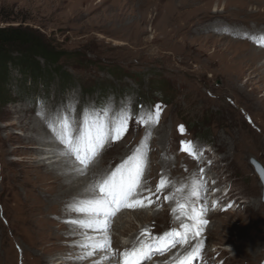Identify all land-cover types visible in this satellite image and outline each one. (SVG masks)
<instances>
[{
  "label": "rangeland",
  "instance_id": "374dc122",
  "mask_svg": "<svg viewBox=\"0 0 264 264\" xmlns=\"http://www.w3.org/2000/svg\"><path fill=\"white\" fill-rule=\"evenodd\" d=\"M73 1L69 6L35 7L30 0H0V27L27 28L62 56L59 69L52 67L41 78L9 68L7 101L0 102V264H52L40 259L44 246L35 243L24 223L25 198L40 211L48 196L36 168L38 160L46 164L39 168L43 173L60 159L88 168L103 157L106 167H131L134 159L142 160L139 151L144 146L147 162L141 163L136 176L138 191L122 204V211L114 210L113 216L88 211L87 220L67 219L65 224L105 227L104 238L115 237V245L109 246L115 254L139 231L136 239L141 235L139 239L149 240L174 229V241H153L156 246L150 252L145 248L148 258L139 264H161L155 260L172 259L178 251L185 260L195 249L190 240L195 235L185 234L187 217L172 203H185L192 181L199 178L210 185L187 200L185 211L202 210L200 219L207 223L196 224V238L203 246L191 263L264 264V186L252 163L254 158L264 167V81H259L261 74L229 67L250 47L262 49L247 37L264 34V2ZM240 28L247 32L236 36ZM86 130L103 135V140L81 164L61 137L75 139ZM41 134L51 135L50 143L69 153L47 160L39 154L47 146L35 141ZM97 168L101 171L103 166ZM117 170L113 176L119 181L126 173ZM153 190L158 197L147 198L143 205ZM201 201L207 202L206 209ZM82 206L94 207L81 203L80 211ZM136 209L159 221H139ZM123 212L130 223L108 230ZM178 214L180 221L173 218ZM121 230H128V235L121 236ZM102 239L91 253L104 252L98 246L105 244ZM163 244L170 245L150 255ZM130 257L123 253L109 262L129 264Z\"/></svg>",
  "mask_w": 264,
  "mask_h": 264
},
{
  "label": "bare ground",
  "instance_id": "6f19581e",
  "mask_svg": "<svg viewBox=\"0 0 264 264\" xmlns=\"http://www.w3.org/2000/svg\"><path fill=\"white\" fill-rule=\"evenodd\" d=\"M30 1H31V4L35 7H60V6H69V5L75 3L73 0H30ZM261 2H264V0H261ZM223 17H225V16H223ZM245 18H246V16H245ZM252 18H253V15H252ZM246 32L247 31L245 29L240 28V30H238V32H236L235 35L236 36H242V35H245ZM250 32H253V31H250ZM258 35H260V34H258L257 32H253L250 35V37L248 36L247 38L249 39V41L256 43L257 45L262 47V49L255 48V46L250 47L247 54H244V55L239 54L240 55L238 57L239 61H236V63H235V61H230L229 67L234 68L235 70L237 68L250 70L251 74L252 73L261 74L262 78L260 77L259 81H264V50H263L264 34L261 36H258ZM256 37H260V39L257 40ZM215 44H216V42H215ZM230 51H231V49H230ZM235 53L237 54V52H235ZM235 53H233V54H235ZM221 57H223V56H221ZM224 61H225V58H224ZM23 121L21 120L20 124L23 125L24 124ZM31 123L32 122L29 121L28 123H25V124L29 126ZM49 123L51 125L52 121H50ZM34 124H35V122H34ZM28 138H31V137H28ZM51 138H53L51 135H49V136L47 135V137L42 138V134H41V136H38V138L35 139L36 142H43V143H45V146H47V148L41 150L39 152V154H42V156L47 157V160H51L52 158H54V159L58 158V156H60L63 153H67V154L69 153V151H67L65 149V147H63V146L58 147V146L52 145L50 143ZM64 145L67 147V144L64 143ZM139 153L141 154L143 161L139 158L134 159L135 157L133 156L134 157L133 158L134 159L133 160V163H134L133 166L129 167L125 164H122L119 168H115V169L109 168V166L108 167L104 166L105 164L103 162V157H99L98 160L91 167H88V168H84L81 165H79L78 163L72 162V160L60 159L58 161L55 160V161L50 162L49 163L50 165L48 167L49 170L47 172L43 173L42 172L43 169L39 170V168H40V166H45L46 164L41 165L39 163H41V161L43 159H41L40 162L38 160V162H37L38 164H36V168L38 170V174H40V177H41V179H43L42 181L45 184V188L43 190L48 196L46 197L47 200H45L44 203L42 204V206H41L42 209H40V211L34 210V207L30 203L31 199L29 197L25 198V203H24L25 207H26L25 213L28 214V216H26L24 223L27 224L31 234L34 236L35 243L38 242L39 244L42 245V247L44 246L43 248L45 249V251L42 252V258H40V259H42V261L49 260V263H52V264H97V263H101L103 260H106L108 262V264H111L109 261L112 258H115V257H117L120 254H123L125 252H129L130 250H133L134 248L140 249L141 247H143L144 250H145V248L149 249V247L152 246L153 241H155V240L159 241L160 238H163V236H162V237H157V238H152V239L146 240V238L145 239H139V238H141V235H140L139 238H137L139 240H137L136 237L142 232V231H139L138 233H136L137 236L131 237V243H130V245L127 246L126 249H124L125 247L124 248L121 247L123 249L120 252H117L115 254L109 250V246L112 243L114 244L115 237L110 235V240H108L109 238H104L102 232H103L105 227L99 226L97 224H88V223H84V224L82 223L80 225H74V224L69 225V224H65V221H64L67 219L87 220V216H85L84 214L88 211H91L90 209L92 207L82 206L83 209H85L84 211H80L78 208L81 207V203H87V204L90 203V204L94 205V203H93L94 201H98L101 199L102 196L98 195L96 192H94L95 190H98V191H100V194L105 195V190L107 187V181H109V180L117 181L118 177L113 176L114 170L119 169V170H122L123 172H125L126 174H124V176H123V179L125 181H127L130 176L135 177V179H136L135 170H139V172H140L141 163H143L144 161L147 162L146 161L147 160V152L145 150V146L143 148H141ZM52 154H55L56 156L51 157ZM71 154L75 155L72 152H71ZM87 155H88V157H90L91 152H88ZM97 163L99 165L103 166V169L101 171L97 168L99 166ZM145 166H146V164L144 165V168H145ZM98 170L100 172H97ZM86 176H88V178H86ZM102 182H104V183H102ZM139 183H140V181H137V179H136V187L134 189V192L138 191V190H136V188L138 187ZM103 185H104V187H103ZM209 185L210 184H208V185L203 184V189H201V190H205V188H208ZM144 188L145 187H143V189ZM92 190H94V191H92ZM153 192H154V194H152V195L150 194L151 196L148 194H147L148 196L146 195V197H145L146 199H144L142 201L145 203V204L143 203V205H145V206L147 205V198L152 199L153 195H154L153 199H156L158 197V195L156 194L157 192H155V190H153ZM221 194H222V192H221ZM135 195H137V194H135ZM168 196H169V194H168ZM182 198H184V197L182 196ZM182 198H180V199H182ZM183 200H185V199H183ZM181 202L182 201L179 202L178 199H175L174 203H172V206L178 208V205ZM200 204L204 205L205 209L207 208L206 207L207 202L201 201ZM205 204H206V206H205ZM209 204L212 205V202H210ZM94 207H95V205H94ZM123 207H125V205L123 206L121 204L119 207H114L113 210L108 209L107 212L109 214L107 213V215L113 216L115 211H117V212L122 211ZM136 210L137 211L135 212V216H136V219H138L139 221H142V220L143 221H150V219H154L156 221H159V218H157V217L151 218L147 213H145V211H140L139 209H136ZM200 210H201V207H200ZM206 211L207 210H205V212ZM104 212L105 211L100 210V211H97L96 213L102 214ZM201 212H202V210H201ZM203 213H204V210H203ZM125 214H127V213L123 212L119 216V218L114 222V224L108 225L107 229L109 230L112 228L114 230V229L119 228V226L121 224L122 225L123 224H129L130 221L127 219ZM54 216H56V219H54ZM182 216L187 217L183 220H185L186 224L191 225V221H190L191 219H189L188 216H186L184 214H182ZM173 218H174V220L177 219L179 221L182 219V217L179 214L176 216L174 215ZM89 225H91V226H89ZM203 225H201V226H203ZM146 226L148 228V225H146ZM173 231H174V229L172 231H170V233H172ZM118 232L120 233L121 236L128 235L127 234L128 230H123V231L121 230ZM192 235L193 234L191 232V234L189 235L190 238L192 237ZM90 237H93V238H90ZM102 237H103L102 241L105 242V244H106L105 247H101V249L104 252L101 251V252L96 253V254L91 253L90 250L97 246L99 239ZM196 237H197V235H195L194 239L193 238L190 239V240L195 241L193 244L192 243L191 244L195 247V249H197V248L200 249L199 247L203 246L201 244L202 240L197 239ZM37 238H40V239H37ZM176 242H179V240L177 239ZM188 243L189 242H187L186 244L188 245ZM117 244H119V243H117ZM169 245L170 244H168V245L163 244L162 247H160V248L159 247L158 248L156 247V249L154 248L155 252L150 253V255L153 256L154 254H158V253L162 252V250H164V248L169 246ZM179 246H181V244H179ZM190 247H191V245L189 246V248ZM188 254L190 255L192 253H188ZM180 255L182 256L184 254H182L181 252L178 251V252H176L175 256L172 257V259L157 258L155 261L161 262V264H171V262H175L176 264H181V263L184 264L185 260ZM178 257L180 258L179 261L177 259ZM50 258H51V260H50ZM147 258L148 257H146L142 260H145ZM132 260H133V257H130V260H129L130 263L129 264H131ZM173 260H176V261H173ZM194 263H195V261H194ZM194 263H191V264H194Z\"/></svg>",
  "mask_w": 264,
  "mask_h": 264
},
{
  "label": "snow or ice",
  "instance_id": "6c2138e0",
  "mask_svg": "<svg viewBox=\"0 0 264 264\" xmlns=\"http://www.w3.org/2000/svg\"><path fill=\"white\" fill-rule=\"evenodd\" d=\"M122 127V126H121ZM121 129L117 128V134L119 133ZM62 141L67 144L68 149L74 153L77 157V159L80 161L81 164H84L88 161V152H92L94 154L95 148L97 145L103 140V135L97 133L96 135H92L85 131L84 134L81 136L75 138V139H67L65 137H61ZM82 146H83V158H81L82 155ZM185 150H188L187 148ZM119 172V169L117 170ZM115 175V174H113ZM139 175V171L137 170L136 176ZM104 183V182H102ZM164 181H161V184L163 185ZM136 187V179L135 177L130 176L127 181H125L123 178H121L119 181H113L109 180L107 181V187L105 190V195L103 198H101L98 201H94L95 207H92L90 210L93 212H97L100 210L105 211V214H107L108 209H110L113 205L118 204H127V201L130 198H134V189ZM201 189H203V181H201L199 178L192 181L191 184V190L189 193V197L186 198L185 203H180L178 205V211L183 213L184 215L188 216L189 219L193 220L195 223L192 225L185 224L183 227L185 229V234H187L189 231L192 232L193 235L198 234V229L196 227V224H206V220H201V211H197L196 209H192V212L189 214L185 211V205L188 199L194 196H198ZM131 206V205H128ZM85 209H81V211H84ZM91 226V225H89ZM178 234L173 231L172 233L166 234L165 237L160 238L161 240H164L165 242L169 240H173ZM183 239V237H181ZM100 247H105L106 244L99 245ZM156 245H153L151 247H155ZM151 247H149L148 251H151ZM198 248L194 249L193 253L190 254L188 257L185 258L184 264H191L192 260L196 257V253L198 252ZM125 257L127 258L129 255L133 257V260L131 264H139L141 259H144L147 257L148 252L144 250L143 247L140 249H133L131 253L125 252ZM126 264H128V261L126 260Z\"/></svg>",
  "mask_w": 264,
  "mask_h": 264
},
{
  "label": "trees",
  "instance_id": "16d2710c",
  "mask_svg": "<svg viewBox=\"0 0 264 264\" xmlns=\"http://www.w3.org/2000/svg\"><path fill=\"white\" fill-rule=\"evenodd\" d=\"M61 59L60 53L55 52L46 41L36 37L29 29L0 27V102L7 101L5 86L8 84L10 67H18L34 78H41L46 75V70H51L52 67L59 69ZM59 72L64 79L61 71L57 70L56 74Z\"/></svg>",
  "mask_w": 264,
  "mask_h": 264
},
{
  "label": "water",
  "instance_id": "95a60500",
  "mask_svg": "<svg viewBox=\"0 0 264 264\" xmlns=\"http://www.w3.org/2000/svg\"><path fill=\"white\" fill-rule=\"evenodd\" d=\"M252 163L255 167L256 173L258 174V176H259V178H260V180L264 186V167L261 165V163H259L255 159L252 160Z\"/></svg>",
  "mask_w": 264,
  "mask_h": 264
}]
</instances>
